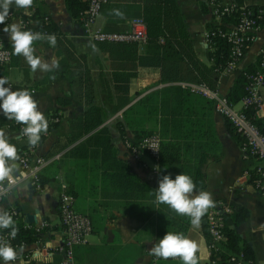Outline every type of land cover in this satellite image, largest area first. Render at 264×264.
Masks as SVG:
<instances>
[{"label":"crops","instance_id":"0c3cea01","mask_svg":"<svg viewBox=\"0 0 264 264\" xmlns=\"http://www.w3.org/2000/svg\"><path fill=\"white\" fill-rule=\"evenodd\" d=\"M170 1L171 11L179 14L184 21L188 39L197 58L209 64V46L202 36V31L206 29V23L217 21L211 15L209 6L201 10L200 0ZM220 1L227 3L234 0ZM141 2L142 0H106L95 16L93 25L103 29L123 30L128 27V20L131 18L128 14L136 11ZM236 2L242 5L264 6V0ZM112 9L122 11L124 18L110 15ZM26 17L31 19L30 24L35 23V18H47L56 27V31L52 33L57 37L55 48L46 40L37 41L34 47L36 54L45 61L55 57L59 61V68L51 73L32 72L24 57L13 53L10 37L3 32L5 24H0V37L10 50L9 60L0 64V77L8 78L12 90H29L40 111L48 123H51L48 131L41 134L40 143L33 148L32 153L49 158L44 164V173L52 178L39 188L26 178L20 179L13 184L7 195L0 199V209L15 208L18 214L16 218L26 226L35 227L40 226L41 222L45 223L39 228L40 236L22 246L25 252L19 255L15 264H57L62 257L63 231L57 207L58 194L62 189L66 192L70 189L73 192L74 209L87 215L91 222L85 242L75 244L71 248L73 264H147L151 260H154L155 264H183L179 258L164 260L149 255L148 250L168 231L173 232L174 227V223L170 221L166 224L157 221L153 201L113 194L105 187L99 169L63 155L67 147L52 151L58 138L69 133L70 120L79 116L89 101L93 102L101 107L105 114L103 123L108 124L110 133L114 132L110 137L111 143L117 148V155L126 160L130 171L141 180L158 188V181L162 177L157 171L158 168L155 172L151 170V158L144 153L139 155V159H134L122 146V138L114 124L116 119L122 118L121 111L124 107L165 84L159 79L158 67L136 65L134 75L127 80L126 101L123 102L121 96L115 93L111 71L115 66L121 67L131 60L128 54L130 49L112 47L109 50L98 47V41L88 37L81 22L70 16L64 0H34L29 9L17 8L13 4L6 25L19 23L20 19ZM91 45H95L96 51H93ZM263 45L264 24L259 27L234 69L218 72L215 81L217 90L226 94L237 74L248 64H256L258 51ZM139 48L140 46H136L135 50L139 51ZM53 75L56 77L54 80L50 79ZM260 91L264 97V82ZM191 94L193 100L188 104L191 106L192 117L198 120L193 128L199 132L205 130L204 136L208 135L205 139L204 136L200 139H181L177 146L169 145L168 152L175 151L179 159L167 163L169 168L166 170H174L176 176L190 169L196 143L198 141L201 145L204 139L207 148L204 186L196 190L210 192L217 209L227 207L229 212L237 206L246 209V216L234 225V228L241 242L251 248V264H264V197L252 186L254 160L249 156L242 136L230 130V123L214 110L211 100L201 94ZM156 102L155 96V101L149 103L157 105ZM132 112L129 116L135 115ZM179 117L183 118L182 113H179ZM10 121L12 125L4 124L0 128L5 130L9 142L15 144L20 153L27 140L18 134V123ZM141 122L144 127L142 132L153 130L155 127L152 117ZM184 125L185 122L180 129ZM134 136L133 132L125 127L124 137ZM119 150L124 151L119 154ZM52 161H56V165L50 163ZM243 170H247L249 176L237 183L236 178ZM19 174L18 167L15 175ZM229 212L225 217V225L233 226ZM27 214L31 222L26 221ZM184 234L198 243V264H208L210 252L206 246L207 240L201 222L197 226L189 221ZM0 264H4L2 259Z\"/></svg>","mask_w":264,"mask_h":264},{"label":"trees","instance_id":"16d2710c","mask_svg":"<svg viewBox=\"0 0 264 264\" xmlns=\"http://www.w3.org/2000/svg\"><path fill=\"white\" fill-rule=\"evenodd\" d=\"M86 2L87 0H64L70 16L78 21H80L81 12L86 7ZM170 3V0H142L139 8L128 14L129 17L140 16L143 19L146 32L143 43L138 44L135 41H98L97 45L101 49L110 50L113 47L114 49L131 50L128 53L131 56V60L122 64L121 67L115 66L111 71V78L115 83V93L121 96L123 102L126 101L127 80L134 75L136 65L158 67L159 79L165 84L157 90L144 94L132 104L124 107L121 111L122 118L116 119L114 124L121 138L124 137L125 127L133 132L135 136H139L144 130L143 125L140 124L142 123L141 121L152 117L155 121L153 130L159 136L157 171L162 176L170 174L171 178H175L174 170H166L169 168L167 163H173L175 159L179 158H177L175 151L168 152V146H177L178 141L181 139H200L205 135V130L199 132L198 129L193 128L194 124L198 123V120L196 121L192 117L191 106L188 102L193 100L191 93L196 92L190 91L187 87L174 82L180 80L204 82L209 87H215L218 72L221 71L228 58V44L222 36H211L208 42L210 62L206 64L199 60L188 39V33L182 17L171 11ZM243 6L253 12L251 16L255 19L258 27H261L264 24V6ZM199 7L201 10H205L207 4L200 0ZM258 8L260 11L257 13ZM238 11L239 8L236 7L229 11L219 12L215 16L217 21L215 23H206L204 27L206 29H225L228 23L237 21ZM35 20L34 24H29L30 28L42 30L45 34H52L56 31V27L47 18H35ZM136 46H140L139 51L135 50ZM259 64L260 58L257 56L254 66L248 64L237 74L229 91L225 94L231 102H236L244 93L245 78L243 71L252 72L258 68ZM125 65H130V67ZM155 96L157 105L150 104L155 101ZM132 111L135 115L129 116ZM179 113H182L183 118L179 117ZM246 113L257 125L260 132L264 134L263 118L254 115L252 110L246 109ZM104 117L105 114L101 107L89 101L80 115L70 120L69 133L58 138L55 143L56 147L52 151L67 147L62 154L78 159L82 164L88 163L90 167L94 166V169H99L100 177L104 181L105 187L113 194H118L125 198L153 201L155 203L153 211L156 212L157 221L160 224H166L167 221H170V223H174L173 232L184 233L190 219L186 216L177 215L168 205L156 202L155 194L158 188L141 180L135 173L130 171L126 160L117 155V148L111 143L110 128L108 124L103 123ZM184 122V127L180 129ZM4 124L12 125L13 123L6 119L3 112H0V126ZM49 125L51 123H48ZM229 128L234 131L232 126ZM207 135L204 136V139ZM204 139L201 145L198 141L196 143L195 153L192 162H190L192 167L183 172L192 177L196 184V189L204 186V164L207 157ZM50 163L56 165V161ZM44 168L45 165L38 172L39 187L52 178L51 175L44 173ZM68 192L73 195L70 189ZM229 216L233 226L225 225L224 222L225 239L218 244L217 251H211L210 258L214 260H209L208 264H234V261L229 260L228 257L237 252H241L249 260L248 263L244 264H251L253 259L251 248L246 243L241 242L240 236L234 228V225H237L246 216V209L237 206L229 212ZM12 217L19 232L15 239L11 238L9 242L11 246L20 248L40 236V229H35L34 226H26L16 217ZM201 225L203 234L208 240L204 230V217L201 220ZM4 230L8 229H0V232ZM20 241L24 242V245L21 244L16 247Z\"/></svg>","mask_w":264,"mask_h":264},{"label":"built area","instance_id":"2783aa9c","mask_svg":"<svg viewBox=\"0 0 264 264\" xmlns=\"http://www.w3.org/2000/svg\"><path fill=\"white\" fill-rule=\"evenodd\" d=\"M106 0H87L86 7L79 16L81 24L84 26L88 37L94 41H108V42H123L135 41L141 44L145 41V24L140 16H133L128 20V27L123 30H105L101 27L94 26V18L100 10L103 2ZM209 6L211 15L215 18L219 12L229 11L233 8H239L238 19L234 23H228L225 29L212 28L204 29L202 36L208 43L211 36H222L228 44V58L222 67V72H228L234 69L238 59L243 55L249 42L255 37L259 29L255 19L251 16L250 10L246 9L242 4L234 1L227 3L220 0H202ZM260 9H257V13ZM31 19L26 17L19 20L22 30H31L33 32H41L30 28ZM257 56L260 58L258 68L252 72L243 71L245 84L243 86L244 93L240 96L237 102H231L225 94L217 90L216 87H209L204 82H192L186 80L176 81V84L187 87L190 91L199 93L207 97L212 102L214 110L224 117L239 135L242 136L246 150L249 156L254 160L252 169L254 176L251 179L252 186L259 191L264 197V134L260 132L257 125L248 117L247 110H252L253 114L259 117H264V97L260 91V86L264 82V45L259 49ZM10 50L5 46L3 39L0 37V64L9 60ZM24 125L17 124L18 134L22 136V128ZM24 137V136H23ZM26 138V137H24ZM27 140V138H26ZM121 144L125 150L134 158L139 159V155L144 153L151 158V170H157V161L159 154V136L156 131L148 130L135 137H122ZM33 146L25 145L19 153L20 160L17 162L20 168V174L14 175L13 181L15 184L20 179L26 178L36 188H39L38 172L42 166L49 160L47 156L33 154ZM249 176L247 170H243L236 178V182L246 180ZM7 185V181L5 182ZM4 195H0V199ZM57 207L59 214V222L62 225L63 244L62 257L57 264H73L71 248L75 244L83 243L86 240V235L91 228V222L87 215L77 211L73 207L72 194L61 190L58 194ZM7 211L12 216L16 217L17 210L15 208H8ZM229 209L210 208L204 216V230L208 237L206 246L208 251H217L218 244L225 239L223 226L226 214ZM45 223L41 222L40 226ZM40 226H35L39 229ZM10 230L0 232V237H3L9 243L11 237ZM20 241L19 245H24ZM209 253V254H210ZM229 260L234 261V264L248 263L241 252L231 254ZM213 261L214 259L210 258ZM147 264H155L154 260Z\"/></svg>","mask_w":264,"mask_h":264},{"label":"clouds","instance_id":"9594fccd","mask_svg":"<svg viewBox=\"0 0 264 264\" xmlns=\"http://www.w3.org/2000/svg\"><path fill=\"white\" fill-rule=\"evenodd\" d=\"M34 0H0V24H5L3 32L10 37L13 53L23 56L32 72H53L59 68V61L52 57L45 61L36 54L34 47L37 41H47L55 48L57 37L55 34H44L31 30H22L19 23L13 22L6 25L10 8L14 4L17 8L29 9ZM110 15L124 18V13L119 9H112ZM96 51L95 45H91ZM53 75L50 79H55ZM5 85H8L7 87ZM0 109L8 120H14L24 125L22 136L27 138L30 146H37L41 140V134L48 131V120L40 111L37 101L27 89L12 90L7 77H0ZM20 155L15 144L9 142L4 129L0 128V195H7L13 186V177L18 171L17 162ZM7 181V185L5 182ZM155 198L158 204L168 205L177 215L186 216L193 225H199L208 210L215 205L212 194L208 191L196 190V184L187 174H178L175 178L171 175H163L159 181ZM0 229H8L9 236L15 239L19 229L11 214L0 209ZM150 256L160 259L179 258L183 264H198V243L190 239L182 232H167L157 244L149 250ZM23 247L19 250L11 246L3 237H0V259L4 264H15Z\"/></svg>","mask_w":264,"mask_h":264},{"label":"water","instance_id":"95a60500","mask_svg":"<svg viewBox=\"0 0 264 264\" xmlns=\"http://www.w3.org/2000/svg\"><path fill=\"white\" fill-rule=\"evenodd\" d=\"M263 123H264V117H263ZM263 128H264V124H263ZM110 134H111V136H113L114 132H111ZM122 151H124V150H119L118 153L121 154ZM26 221L31 222L30 216L28 214L26 215Z\"/></svg>","mask_w":264,"mask_h":264}]
</instances>
